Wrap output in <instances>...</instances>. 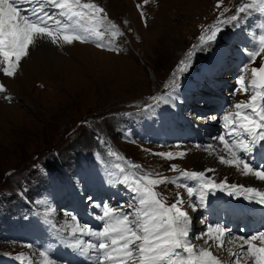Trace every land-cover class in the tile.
<instances>
[{
    "label": "rangeland",
    "instance_id": "374dc122",
    "mask_svg": "<svg viewBox=\"0 0 264 264\" xmlns=\"http://www.w3.org/2000/svg\"><path fill=\"white\" fill-rule=\"evenodd\" d=\"M212 1L149 0L144 4L143 0H96L106 9L112 22L118 23L124 31V37H109L119 43L122 51H102L93 44L77 43L63 48L51 44L56 50L46 47L32 51L30 57L22 61L21 70L15 78H7L0 73L1 82L14 97V101L9 103L0 94V264H21L16 258L21 252L26 257L35 258L49 245L61 264H79L72 251L55 242L58 233L46 222L51 221L57 227L65 226L66 219L72 222L70 217L64 215L68 212L70 201L65 195L76 190L69 184L67 190L52 193L46 203H37L51 192L49 178L52 175L76 179L81 184L84 178L88 179L87 176L92 174L91 181L94 183L99 179L96 170L101 172V180L104 181L109 172L116 171V164L126 167L125 161H130L142 165L145 170L168 176L180 174L179 169L169 171L173 163L187 170L196 168L200 171L208 166L215 169L214 175L218 180L227 177L228 181H239L236 174L226 169L222 173L213 162L202 168L199 165L201 160L206 163L201 158L205 155L202 149L195 150L194 144H206L215 136L213 131L201 141L190 138L182 143V138L175 140L172 137L169 141L166 137V142L162 140V143L157 140L163 134L161 130L164 127L159 117L165 114L166 109L160 106L154 110L155 115L143 110L146 103H152L149 99L151 95L164 93L165 84L173 78L172 72L178 64L175 63L185 58L192 45L199 43L189 41L195 37L196 21L209 10ZM240 2L250 0H238ZM137 5L142 7L137 8ZM224 8L230 10L226 15L235 12L228 0H224L219 10L216 7L213 10L219 13ZM261 23H264V14L253 12L247 22L250 50L256 46L251 33L258 35L257 25ZM236 32L245 31L226 28L218 41L219 47L232 45ZM238 37L236 35L235 38ZM244 42L242 39L234 40V44L241 49L247 47ZM231 48H226L225 54L221 53L220 48L218 51L225 57L235 54V58L220 63L215 57L216 68L225 67L220 74L229 75L211 77L196 94L195 89L184 90L188 79L192 78L190 73L184 78L181 88L185 96L183 103L190 100V105L195 104L199 117H220L229 110V105L246 100L243 98L245 95L230 98L229 94L220 92L231 93L242 67L248 64V58L241 50L232 52ZM211 55L197 57L193 71ZM258 63L248 64V67L258 66ZM171 67L173 70L169 72ZM230 68L234 70L230 71ZM201 88H205V91ZM246 95L249 96L248 93ZM191 96L194 97L190 99ZM201 102L209 104L198 105ZM192 113L197 114L193 110ZM220 123L221 120H218ZM165 125L172 128L171 124ZM177 142L181 143V148L176 147ZM59 148L65 154L64 158L61 157L65 169H60L56 161L45 160V156L58 160L56 149ZM182 148L191 149L183 159L169 161L151 154ZM149 149L151 152L147 151ZM110 151L117 155H110ZM50 164L51 167H47ZM12 168L13 171L17 170L19 176ZM45 170L47 176L44 175ZM17 181L24 189L34 187L28 193L29 206L20 201L19 194L14 191ZM246 181L250 182V179ZM79 187L83 188L81 185ZM158 191H162L170 203L175 200V193H183L184 189L168 184L161 185ZM209 220L212 221L211 218ZM236 227L245 229L242 220ZM194 228L202 226L195 222ZM243 234L246 235V232ZM28 244L33 247L29 249ZM223 255L222 258L230 262L232 258Z\"/></svg>",
    "mask_w": 264,
    "mask_h": 264
},
{
    "label": "snow or ice",
    "instance_id": "6c2138e0",
    "mask_svg": "<svg viewBox=\"0 0 264 264\" xmlns=\"http://www.w3.org/2000/svg\"><path fill=\"white\" fill-rule=\"evenodd\" d=\"M143 2L147 4L149 0ZM223 2L217 0L218 10ZM229 11L228 8L219 11L216 22L199 35V43L192 45L185 58L178 62L172 80L164 86V93L150 97L152 103H146L144 111L155 115L154 110L161 105L175 110L183 104V81L194 70L197 57H207L213 48H218L226 28L248 34L247 22L253 12L264 14V0L241 2L233 14L226 15ZM257 28L258 35L251 33L256 46L240 50L248 58V64L259 61L258 66L249 68L245 64L242 67L229 97L249 92L251 95L247 100L229 105V110L220 117H197L202 122L222 120V124L220 134L204 145L197 142L194 148L214 155L220 164L264 185V23ZM109 33L113 38L125 36L96 0H0V73L15 78L22 61L43 43L60 48L77 43L93 44L102 51L119 53L122 47L113 39H106ZM0 94L9 103L14 101L4 82H0ZM176 147L181 148V143L177 142ZM189 151L191 149L182 148L151 154L172 161L185 158ZM110 155L117 154L110 151ZM125 164L126 167L116 164V171L109 172L104 181L107 189L119 191L124 196L118 202L115 196L94 198L79 187L78 180L56 175L49 178L51 192L37 201L38 204L46 203L52 193L67 190L69 184L81 196L96 225L82 223L71 212L64 215L72 222L66 219L63 227L51 221L47 223L58 233L55 242L72 251L84 264H264V227L245 235L246 229L234 232L224 223L210 221L202 213V210L216 211L210 197L217 193L264 207V186L230 183L227 177L217 180L212 168L185 169L178 176H168L145 170L142 165L130 161ZM178 169L175 163L169 167V171ZM44 175H48L46 170ZM168 184L184 189L183 193L177 191L175 200L170 203L168 197L158 191L161 185ZM226 211L238 214L243 209ZM197 213L194 221L193 214ZM195 222L202 226V231L194 230ZM226 244H233L236 250L225 248ZM27 247L33 246L28 244ZM225 250L232 258L230 262L222 258ZM16 258L21 264H61L51 245L43 248L39 257H26L21 252Z\"/></svg>",
    "mask_w": 264,
    "mask_h": 264
},
{
    "label": "bare ground",
    "instance_id": "6f19581e",
    "mask_svg": "<svg viewBox=\"0 0 264 264\" xmlns=\"http://www.w3.org/2000/svg\"><path fill=\"white\" fill-rule=\"evenodd\" d=\"M51 44L50 43H43L39 48H46V47H49L51 50H56V49H54V47L53 46H50ZM83 46V45H82ZM84 47V46H83ZM82 47V48H83ZM84 48H91V47H84ZM48 49V48H47ZM50 50V51H51ZM90 52V51H89ZM99 51H97V53H98ZM73 58H74V56H72ZM66 60H68V58L66 57L65 58ZM71 60H73V59H71ZM0 82H1V79H0ZM195 103V102H194ZM202 108V107H201ZM211 133H212V131L210 132V133H205L204 135H203V137L206 139L207 137H209L210 135H211ZM213 135H215L214 134V132H213ZM195 150H198V149H195ZM204 155L205 156H202L201 158L202 159H204V160H206V163H204L203 162V160H201L200 161V166H201V168L202 167H205L204 165L205 164H211L212 162L213 163H215L214 165H217V167L219 168V170H221V172L222 173H224L222 170L223 169H226V170H228L229 171V173H231V174H236L238 177H237V179L239 180V181H236L237 183L238 182H243V184H246V185H251V186H264V185H261L260 184V182H256L253 178H250V177H244L243 175H241L239 172H237L234 168H232V167H228V166H225V165H222V164H220L219 162H218V160H217V158L214 156V155H210V154H208V153H206L205 151H204ZM200 156V155H199ZM206 157V158H205ZM210 162V163H208V162ZM202 162V163H201ZM196 163H198V162H196ZM207 168H211V167H208L207 166ZM213 169V168H212ZM227 173V172H226ZM223 178V177H222ZM234 178H235V176H234ZM247 179H250V182H247L246 180ZM233 180V179H232ZM230 182V181H229ZM256 208L258 209V210H256V213H259L260 215L259 216H257L258 218H257V220L256 219H252L251 220V223H250V221L248 220V226H256V224H257V222L259 221V220H264V207H262V206H260V205H257L256 206ZM211 219L213 220V218H214V216L212 215V213H211ZM197 229H198V231H199V229H202V228H194V230L195 231H197ZM225 248H233V250H236L235 249V246L233 245V244H226L225 245ZM29 251V250H28ZM225 252V253H224ZM222 254H227L228 255V253L226 252V250L224 251ZM32 253V252H31ZM223 255V256H224ZM83 261V260H82ZM83 264H84V261H83Z\"/></svg>",
    "mask_w": 264,
    "mask_h": 264
},
{
    "label": "trees",
    "instance_id": "16d2710c",
    "mask_svg": "<svg viewBox=\"0 0 264 264\" xmlns=\"http://www.w3.org/2000/svg\"><path fill=\"white\" fill-rule=\"evenodd\" d=\"M16 172H17V171H14L15 174H16ZM12 174H13V172H12ZM17 183H18V181H17Z\"/></svg>",
    "mask_w": 264,
    "mask_h": 264
}]
</instances>
